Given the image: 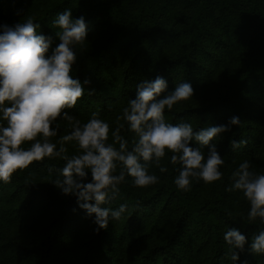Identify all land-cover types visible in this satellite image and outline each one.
Wrapping results in <instances>:
<instances>
[{
    "label": "trees",
    "instance_id": "16d2710c",
    "mask_svg": "<svg viewBox=\"0 0 264 264\" xmlns=\"http://www.w3.org/2000/svg\"><path fill=\"white\" fill-rule=\"evenodd\" d=\"M19 1L0 0V23L10 25L8 16L23 7L15 8ZM178 2L181 0H80L70 9L74 18L83 16L88 26L91 19L97 22L84 44L77 46L71 72L81 81L88 78L91 83L87 87L93 90L89 94L86 88L74 108L67 111L78 119L97 112L108 121L126 106L128 99L135 98L136 84L143 79L160 75L169 82L168 91L181 81L189 82L193 97L179 102L181 106L177 103L173 109H165V120L172 124L186 121L198 129L226 124L228 118L238 116L239 126L232 125L215 138L217 151L223 157L249 160L252 170L264 172V94L258 93L254 100L248 98L253 82L257 81V86L252 94L264 91V0H186L182 12L178 11ZM70 3L61 0L35 12H28L29 8L24 11L28 12L27 18L40 24V33L55 40L56 29L51 21ZM183 16L187 22L181 28L177 23ZM172 26L178 27L179 36L189 39L174 50L164 36ZM96 35L100 43L95 45L92 39ZM116 43L120 50L113 52ZM233 47L239 49L238 65H225L224 57ZM213 80L217 83L209 91L207 85ZM199 85L200 89L207 86L204 93H198ZM59 123L63 127L67 122ZM121 135L131 144L133 133L124 129ZM52 139L55 142L58 137ZM240 139L246 140V145L232 150L230 141ZM66 147L69 155L76 150L72 143ZM63 163L59 158H45L13 173L10 186L21 198L15 212L22 215L38 208L47 216L28 226L26 236L12 239L14 235L5 237L1 233L8 256L22 264H62L61 258L72 255H78L86 264H124L111 246L108 228L97 230L92 217L78 207L76 198L59 192L48 182L52 178L44 176L50 173L56 177ZM177 167L171 166L159 184L146 190L135 188L132 178L126 177L117 196L101 205L111 208L112 202L128 204L120 218L124 221L121 226L131 231L134 242L145 243L138 248L139 255L132 264H232L223 240L227 227L238 228L250 239L264 224L259 220L249 223L247 212L239 214L231 207V192L225 191L231 183L228 173L219 188H212L205 196L198 191L196 181L187 192L176 187L173 180ZM86 220L88 232L80 246L77 238ZM164 224H168V232L156 240L153 236ZM261 261L264 254L251 253L246 244L236 264Z\"/></svg>",
    "mask_w": 264,
    "mask_h": 264
},
{
    "label": "clouds",
    "instance_id": "9594fccd",
    "mask_svg": "<svg viewBox=\"0 0 264 264\" xmlns=\"http://www.w3.org/2000/svg\"><path fill=\"white\" fill-rule=\"evenodd\" d=\"M51 26L56 29L55 40L40 33V24L32 17L12 25L0 23V182H10L13 173L33 161L59 158L64 163L51 183L62 194L74 196L98 230L119 220L129 207L127 203L115 209L101 205L117 196L126 177L132 178L134 187L157 183L159 177L149 167L155 164L166 172L161 164L166 152L171 153L169 162L178 166L173 182L179 190L189 191L193 181L221 180L225 160L215 138L232 125L239 126L238 116H231L226 124L198 129L186 121L167 122L165 109L193 97L194 90L181 81L168 91L166 79L157 75L136 84L135 98L128 99L116 117V127L110 128L97 112L82 122L67 109L74 108L86 88L89 94L93 90L87 87L88 78L81 81L71 74L88 25L83 16L74 18L65 9L56 13ZM59 121L67 122L63 129ZM124 129L134 134L131 144L121 135ZM69 143L76 148L71 155ZM246 143L231 140L230 146L237 150ZM230 181L225 191L239 192L247 201V221L264 224V172L252 170L251 162L243 160L231 172ZM223 240L232 264L246 244L251 253L264 254V228L249 239L238 228L227 227Z\"/></svg>",
    "mask_w": 264,
    "mask_h": 264
},
{
    "label": "rangeland",
    "instance_id": "374dc122",
    "mask_svg": "<svg viewBox=\"0 0 264 264\" xmlns=\"http://www.w3.org/2000/svg\"><path fill=\"white\" fill-rule=\"evenodd\" d=\"M61 0H20L17 4L16 7L18 6H23L19 12L17 13H13L11 15L8 16V20L10 21V25L18 22L20 20V22H23L26 18H27V14L29 11H33L35 12L37 9H40L42 7H46L49 4H58L60 3ZM80 0H71L70 5H68L67 9H74L75 6H78ZM178 11L182 12L185 10L184 4L186 3V0H181V2H178ZM24 8H29L28 12L24 11ZM180 20L178 21V26H180L182 28L183 25H186L187 20L183 17H179ZM8 22V21H7ZM97 22V20H95V22L91 19L89 20V25L88 26V31L87 33L91 32V28L92 26ZM99 22V21H98ZM103 27L100 28V30ZM171 31L169 29L165 30V34L164 36L169 39V41L171 42V44L169 43V46H172L173 50L175 48H177L178 46H181L182 44H185L189 41V39L185 36H179V32L178 31V27L177 26H172L170 27ZM89 35H87L88 37ZM99 35H96L92 40L94 42V44H98L100 43L98 39ZM168 42V41H166ZM116 46L113 50V52H117L115 50H120V45L119 43H116ZM172 50V49H171ZM238 55V56H237ZM237 56V57H236ZM236 57V58H235ZM238 58H240V53H239V49H237L236 47H233L231 51L228 52V56L225 58L224 57V64L225 65H230L231 63H235V66H237V62H238ZM232 67V65L230 66ZM264 71V69H263ZM220 79V77L218 78ZM217 79V81H218ZM217 81L214 83V80L209 83L207 86V89L210 91L211 89L214 88V86L216 85ZM169 82H167L168 84ZM256 86H257V81L253 82L251 84V87L249 89V94H248V98L254 100V98L256 97V95L259 93L260 95H263L264 91L263 89H259V92H256L255 94H252L253 89L256 91ZM205 87V88H206ZM201 88V85L197 86V91L198 93L205 91V88ZM86 90V89H85ZM199 94H197L196 96H198ZM178 105H182V103H178ZM127 106V104H126ZM119 113L116 114V116H114V119L112 120H108L107 122L110 125V128H114L116 127L115 122L117 123L116 117L118 115L122 114V110L118 111ZM86 118L84 119H80L82 122L86 121L88 118V114H86L85 116ZM121 123L123 121H120ZM62 127V126H61ZM64 127V126H63ZM62 127V129H63ZM60 134H64L63 131H61ZM111 137H109L110 139ZM75 148V147H74ZM73 148V149H74ZM76 151V150H75ZM205 151V150H203ZM171 153L166 152V156L165 158L162 159L161 164H163L164 166L167 167V171L161 173L159 171V169L156 167L155 164L150 165L149 167V172L150 173H154L159 177V180L157 183L153 184V185H149L147 187H143L141 189H148L149 187L155 186L157 184H159L161 182V178L162 175L164 173L169 172L171 166H173L170 162H169V158H170ZM223 159L225 160V164L221 166V171L223 173V176L226 173H228L229 175H231V172L238 166V164L245 160L243 158H229L224 156ZM45 177L48 178H52L54 179L55 177H52V175L50 173H47L44 175ZM222 176V178H223ZM221 178V180H222ZM48 182H51V179H48ZM221 180L212 182V183H204L203 181H196V185H197V189L198 191L202 194V195H209L210 192L213 191L212 188L216 187L219 188L220 184H221ZM11 180L8 183H3L0 182V264H22L21 260H17L14 258H10L8 256V249L5 250L4 248L6 247V245H4V239L1 238V233L5 234V237H9L14 235L13 237L10 238H14V237H19L20 236H26L25 232L28 230L27 227L35 225V222H37L40 219H45L46 212L43 209H34L31 212H25L24 214H18V212H15V210H18L19 208V204L21 203V198L20 196L14 195L13 191H12V186H10ZM136 188V187H135ZM58 189V188H57ZM60 192V191H59ZM228 202L230 203L231 207L234 209V211L236 213L239 214H243L246 213L248 211V203L247 201L242 197V195L239 192H231L230 196L228 197ZM119 205H117L116 202H112L111 204V208L115 209L117 208ZM124 221L121 219L119 220H111L108 223V230H109V241L111 243V246H113L115 253L119 254L120 256H122V261L124 262V264H132L134 262V260L136 259V257L139 255L138 252V248H141L143 246V244H145L144 242H134L133 240V236L131 235V231L128 230V228L125 226H121V224ZM127 226H130L128 222H126ZM121 226V227H120ZM88 232L87 229V220H86V224L84 225V227L81 229V231L79 232V237L77 238V244L82 246V243L84 241V239H86V234ZM168 232V224H164L160 227V230L157 231L153 238L160 239L162 238L164 235H166ZM8 235V236H7ZM138 238V237H136ZM79 246V247H80ZM81 252H84V249L81 250ZM62 264H86L84 262V260L81 258H79L78 255H72L68 258H61ZM260 264H264V261L259 262Z\"/></svg>",
    "mask_w": 264,
    "mask_h": 264
}]
</instances>
